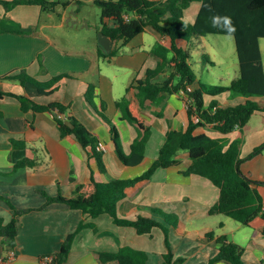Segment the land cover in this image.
<instances>
[{
  "label": "crops",
  "instance_id": "1",
  "mask_svg": "<svg viewBox=\"0 0 264 264\" xmlns=\"http://www.w3.org/2000/svg\"><path fill=\"white\" fill-rule=\"evenodd\" d=\"M73 4L57 6L52 12H42L40 6L34 4H20L5 10L0 4V18L10 19L27 31H0V76L19 69H25L42 81L62 73L74 76L63 78L58 89L48 95L40 94L31 85L21 86L9 80L0 81V88L26 94L40 104L60 102L68 105V113L95 136L99 135L100 142L104 143L106 148L102 151V159L106 174L100 171L91 150L84 149L74 134H60L52 110L24 111L15 97L0 99V217L5 222L11 219L13 210L10 204L16 209H32L18 216L14 248L6 250L0 241V264H41L40 257L55 255L66 236L76 229L82 219L80 210L63 203L38 209L46 201L45 194L68 196L77 185L91 180L138 176L153 163L166 133L185 129L188 124L190 100L183 89L162 92L155 101L138 102L139 114L150 129L146 152L138 164L126 165L120 161L109 126L99 112L106 114L115 125L124 151L128 153L141 130L122 116L117 102L124 98L128 87L130 98L137 100L134 86L138 80L146 78V71L155 68L160 60L153 52L154 46L159 41L168 44L170 40L146 27L125 44L114 43L99 31L97 21L91 22L80 16L81 6L72 10ZM200 5L199 1L192 2L184 12V19L194 22ZM72 12L77 13L72 15ZM70 28L80 33L73 34ZM207 36L176 42L188 49L194 71L196 65L203 71H211L208 64L219 66V62L206 52H197L200 63H195L192 58L189 43H205ZM259 44L264 66L262 38ZM114 49L116 52L111 54ZM204 54L209 59H203ZM172 71L171 67L165 66L151 81L162 82ZM238 73L235 72L222 85H229ZM177 81L178 77H175L173 83ZM197 81H201L198 75ZM197 81L188 88H197ZM213 99L225 105L239 104L245 97L229 91L216 96L205 95V105ZM195 132H205L223 140L226 145L239 138L240 157L243 158L264 143V112H255L243 130L236 128L222 134L207 125L198 127ZM174 159L175 163L157 169L150 182L135 196L119 201L118 216L128 219L150 217L163 223L168 228L174 258H183L181 264H208L217 251L216 237L221 235L244 247L242 259L246 264H264V220L261 216L243 225L228 216L210 214L209 209L219 196L218 188L207 178L185 174L191 163L187 150L179 149ZM22 160L32 164L16 168L15 164ZM244 166L253 180L264 182V148ZM253 186L260 192L264 203V183ZM151 208L174 213L184 223L183 233H178ZM85 221L93 225L84 227L76 235L64 264H117L116 261L101 262L97 253L115 252L123 245L144 250L148 255L147 264H162L167 249L160 227L153 228L151 234H138L133 227L117 225L105 213ZM209 232L214 233L213 238L207 237ZM10 251L15 256L8 260ZM213 264L232 263L220 260Z\"/></svg>",
  "mask_w": 264,
  "mask_h": 264
},
{
  "label": "trees",
  "instance_id": "2",
  "mask_svg": "<svg viewBox=\"0 0 264 264\" xmlns=\"http://www.w3.org/2000/svg\"><path fill=\"white\" fill-rule=\"evenodd\" d=\"M199 1L200 9L194 22L184 19L185 10L192 2ZM80 0H0L5 10H10L20 4H34L41 11L52 12L57 6H66ZM100 8L99 31L109 37L114 43L125 44L134 36L151 27L162 36H168V44L159 41L153 52L159 57V62L153 69L146 71V78L137 81L134 87L135 99L130 98V87L126 89L124 98L118 101L122 116L138 126L141 134L130 145V151H124L119 132L110 118L99 112L102 120L109 126L111 140L115 152L123 164H138L145 155L150 129L145 126L139 114V103L143 100L155 101L162 92H177L179 89L191 98L188 105V124L185 129L169 130L159 148L158 154L151 166L142 174L132 178H107L105 181L91 180L79 184L68 195L45 194L46 201L38 209H44L52 203H63L72 209L80 210L82 219L76 229L64 239L59 251L54 255L52 264H64L72 249L76 235L91 222L86 218H96L108 214L114 223L120 226L133 227L138 234H151L153 228L160 227L164 232L166 252L162 264H181L183 258H174L168 239V228L160 221L138 216L135 219L118 216L117 206L120 200L135 196L151 180L154 172L176 162L175 153L179 149L187 150L191 163L185 174H195L209 179L219 190L217 200L209 209L210 214H222L235 221L248 225L255 217L264 220V203L260 192L253 185L264 182L252 179L245 162L260 154L264 143L256 147L246 157H240L239 138L226 143L208 135L205 132L196 133L201 126L210 125L214 130L227 134L236 128L244 129L250 117L255 112H264V66L259 44L264 38V0H93ZM215 18L216 26H213ZM225 18L230 24L225 23ZM230 29H234L231 31ZM0 31L27 33L22 27L7 18H0ZM209 34H226L234 38L238 59L239 73L229 85L206 84L197 81V74L190 63L188 49L179 46L178 40H190L191 37ZM114 49L111 54H114ZM40 59V58H39ZM203 59H209L203 55ZM41 60V59H40ZM165 66L173 69L172 74L162 82H152L151 79ZM67 73L52 76L46 81L30 75L25 69L15 70L0 76V81L9 80L21 86L31 85L40 94H51L58 89L63 78H73ZM178 81L173 83V79ZM195 89L188 88L194 82ZM242 95L245 100L239 104L220 105L213 99L205 105L204 96H215L223 92ZM15 97L22 110L51 111L54 113L61 135L74 134L84 149L91 150L96 158L100 171L106 174V166L102 159V151L97 149L99 140L79 120L68 113V105L60 102L40 104L26 94H17L0 88V99ZM259 97V98H256ZM139 102V103H138ZM64 116H60V115ZM69 121L73 126H69ZM32 164L22 160L15 164L16 168ZM13 210L11 219L7 222L0 217V241L6 250L14 248L17 236L18 216L32 210L31 208ZM151 211L163 216L165 222L182 234L184 223L174 214L151 208ZM264 235V226L263 231ZM213 238L214 233H207ZM217 251L208 260V264L227 260L232 264H246L242 259L244 247L228 240L226 235L216 237ZM98 258L106 263L116 261L117 264H147L148 255L144 250L123 245L115 252H98Z\"/></svg>",
  "mask_w": 264,
  "mask_h": 264
},
{
  "label": "rangeland",
  "instance_id": "3",
  "mask_svg": "<svg viewBox=\"0 0 264 264\" xmlns=\"http://www.w3.org/2000/svg\"><path fill=\"white\" fill-rule=\"evenodd\" d=\"M73 3L72 10L81 6L79 11L80 16L87 17L91 22L97 21L99 24L100 8L93 2V0H80V3ZM76 13L77 12H72L70 14L74 15ZM70 26L73 27L74 23L71 22ZM69 30L73 34L80 33L75 28H70ZM207 37L208 41L205 43H189V47L192 51V58L195 63H200L201 61L197 57V52H206L219 62V66L212 67L208 64L207 68L211 69V71H203L200 68H197V65L194 66V69L198 77H200L201 82L222 85V83L226 82L228 78L234 76L235 72H238V59L236 56L234 38L233 36L226 34H209ZM262 46L264 49V38H262Z\"/></svg>",
  "mask_w": 264,
  "mask_h": 264
},
{
  "label": "built area",
  "instance_id": "4",
  "mask_svg": "<svg viewBox=\"0 0 264 264\" xmlns=\"http://www.w3.org/2000/svg\"><path fill=\"white\" fill-rule=\"evenodd\" d=\"M188 97H189V96H188ZM189 100L191 101V98H189ZM96 137H97V139L99 140V143H98V145H97V149L100 150V151L105 150L106 147H105L104 143H101V142H100V137H99V135H96ZM14 256H15L14 252H13V251H10V252H9V255H8V260L13 259ZM54 257H55L54 255H42V256L40 257V263H41V264H52V262H53V260H54Z\"/></svg>",
  "mask_w": 264,
  "mask_h": 264
},
{
  "label": "clouds",
  "instance_id": "5",
  "mask_svg": "<svg viewBox=\"0 0 264 264\" xmlns=\"http://www.w3.org/2000/svg\"><path fill=\"white\" fill-rule=\"evenodd\" d=\"M225 23L226 24H230V20H228L227 18H225ZM213 26H216L215 24V18H213ZM231 31H234V29H230Z\"/></svg>",
  "mask_w": 264,
  "mask_h": 264
},
{
  "label": "water",
  "instance_id": "6",
  "mask_svg": "<svg viewBox=\"0 0 264 264\" xmlns=\"http://www.w3.org/2000/svg\"><path fill=\"white\" fill-rule=\"evenodd\" d=\"M66 123L69 125V126H73V124L71 123V122H69V121H66Z\"/></svg>",
  "mask_w": 264,
  "mask_h": 264
}]
</instances>
